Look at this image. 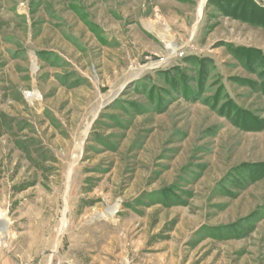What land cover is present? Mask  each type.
Instances as JSON below:
<instances>
[{"label": "rangeland", "instance_id": "rangeland-1", "mask_svg": "<svg viewBox=\"0 0 264 264\" xmlns=\"http://www.w3.org/2000/svg\"><path fill=\"white\" fill-rule=\"evenodd\" d=\"M0 218V264H264V0H0Z\"/></svg>", "mask_w": 264, "mask_h": 264}, {"label": "bare ground", "instance_id": "bare-ground-1", "mask_svg": "<svg viewBox=\"0 0 264 264\" xmlns=\"http://www.w3.org/2000/svg\"><path fill=\"white\" fill-rule=\"evenodd\" d=\"M169 41H171V40H169ZM168 41V42H169ZM172 43V42H171ZM167 43L168 45H167V48H168V52H170V55H173V54H175V50H176V48H175V46H174V44L172 43ZM165 59V58H164ZM113 210V209H112ZM112 210H110L109 212L110 213H112V212H114V211H112ZM0 225H1V229L0 230H5V228H6V224L3 222V220L0 218Z\"/></svg>", "mask_w": 264, "mask_h": 264}, {"label": "trees", "instance_id": "trees-1", "mask_svg": "<svg viewBox=\"0 0 264 264\" xmlns=\"http://www.w3.org/2000/svg\"><path fill=\"white\" fill-rule=\"evenodd\" d=\"M244 53H247L248 51H246V50H242Z\"/></svg>", "mask_w": 264, "mask_h": 264}]
</instances>
